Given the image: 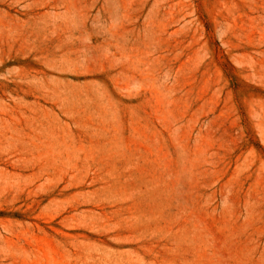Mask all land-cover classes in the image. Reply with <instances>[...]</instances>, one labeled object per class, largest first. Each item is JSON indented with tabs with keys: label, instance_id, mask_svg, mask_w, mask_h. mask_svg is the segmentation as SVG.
<instances>
[{
	"label": "rangeland",
	"instance_id": "obj_1",
	"mask_svg": "<svg viewBox=\"0 0 264 264\" xmlns=\"http://www.w3.org/2000/svg\"><path fill=\"white\" fill-rule=\"evenodd\" d=\"M0 264H264V0H0Z\"/></svg>",
	"mask_w": 264,
	"mask_h": 264
}]
</instances>
